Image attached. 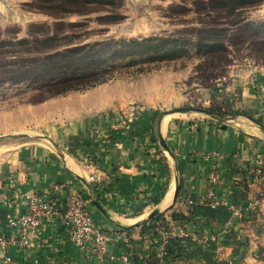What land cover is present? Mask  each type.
<instances>
[{"label":"crops","instance_id":"crops-1","mask_svg":"<svg viewBox=\"0 0 264 264\" xmlns=\"http://www.w3.org/2000/svg\"><path fill=\"white\" fill-rule=\"evenodd\" d=\"M250 81L238 76L226 89L245 111L229 118L140 106L123 115L129 101L110 84L11 111L0 135H22L0 141V264H122V254L131 264H264V98ZM212 172L218 183L210 182ZM97 175L99 183L91 179ZM78 191L112 236L105 254L79 249L63 223L61 209ZM31 192L53 199L59 212L26 245L9 220L27 212L24 194ZM254 199V211L232 215ZM157 210L163 219L148 227ZM178 227L208 242L180 237Z\"/></svg>","mask_w":264,"mask_h":264},{"label":"rangeland","instance_id":"rangeland-1","mask_svg":"<svg viewBox=\"0 0 264 264\" xmlns=\"http://www.w3.org/2000/svg\"><path fill=\"white\" fill-rule=\"evenodd\" d=\"M148 37H181L186 52L152 59L147 56L156 49L133 51L127 46ZM24 38L30 41L11 44ZM48 38L46 45L42 40ZM211 42L220 45L211 47ZM82 44L94 45L84 64L78 60L82 52L73 54L70 68L55 66L56 58L49 57ZM21 65L31 73L23 74ZM94 70L111 75L94 87L110 84L113 92L126 96L123 115L136 106L178 115L171 111L188 106L233 117L244 111L227 99L234 78L251 77L261 97L264 0H0V131L11 120V111L51 100L44 86L52 79ZM94 87L54 97H82Z\"/></svg>","mask_w":264,"mask_h":264},{"label":"built area","instance_id":"built-area-1","mask_svg":"<svg viewBox=\"0 0 264 264\" xmlns=\"http://www.w3.org/2000/svg\"><path fill=\"white\" fill-rule=\"evenodd\" d=\"M261 97L264 98V82H261L257 88ZM121 124H113V128L121 127ZM262 168L256 169V174L260 175ZM92 181L101 182L102 176H91ZM210 182L212 184L219 182V177L215 172L210 175ZM213 197V193L209 194ZM27 202V212L18 218H11L9 224L19 227L21 239L20 241L26 245L31 244L29 238L30 233L40 231L43 220L53 214L58 213L57 203L53 199L45 198L37 193L31 192L24 194ZM19 197V195H17ZM217 203V202H216ZM259 204L258 199L251 200L245 206L231 208L232 215L235 217H242L244 213L254 211ZM61 216L64 225L70 229L71 238L73 243L81 250L89 254H105L107 246L112 239L109 232L99 228L93 219L91 212L88 209V199L80 191L73 192L65 201L62 209ZM164 230V228L162 229ZM177 235L182 237H191L194 241L198 240L203 244L208 242L207 237L200 238L194 232L187 231L184 227L177 228ZM216 239L215 236L212 237ZM0 241L4 242V238L0 237ZM220 258L225 259L226 256L220 250L217 251ZM122 264H131V257L129 254H122L120 256ZM161 264V263H160Z\"/></svg>","mask_w":264,"mask_h":264},{"label":"trees","instance_id":"trees-1","mask_svg":"<svg viewBox=\"0 0 264 264\" xmlns=\"http://www.w3.org/2000/svg\"><path fill=\"white\" fill-rule=\"evenodd\" d=\"M71 2H76L77 0H69ZM48 39L42 40L44 44L47 45ZM30 41L29 38H24V39H16L11 41V44H24L28 43ZM205 42V41H204ZM185 43H183V38L178 37V38H172V37H148L144 38L141 40H132L130 44L127 46L131 48L133 51H140L144 50L145 48H149L151 50L156 49V52L154 54H149L147 57L152 58V59H171V58H176L180 57L183 55L184 52H186V48L184 46ZM220 44L217 42H211L210 46H219ZM93 44H82L80 46H74V48L67 47L65 51L63 52H56L54 54H51L49 57H54L56 58V62H53L55 66H63L66 68H70L72 64L70 63L71 60L73 59V54L75 53H80L82 52V57L78 58L80 63H86V57L89 56L91 48H93ZM98 61V60H97ZM96 61V62H97ZM23 68L22 73L23 74H28L31 73L32 69L29 68H24L23 65H21ZM99 70H94L91 73L88 71H81V72H76L73 74H67V76H63L60 78H54L49 82L47 85L44 87L51 92L49 97H54L59 94H65L69 91L72 90H80V89H86L90 87H94L98 84L104 83L108 81L111 78L110 74H105L106 71H100ZM108 73V72H107ZM47 97V98H49ZM44 98V99H47ZM42 99V100H44ZM159 115L163 114V111L158 112ZM214 117H224L225 114L220 111H214L211 110V114ZM163 213H158L153 220L149 221L147 226L151 227L153 225L154 220L158 219H163ZM173 218L175 220H180L181 222L184 219L183 214L179 213H174ZM167 227V225L165 226ZM237 260V259H236ZM235 260V261H236Z\"/></svg>","mask_w":264,"mask_h":264},{"label":"water","instance_id":"water-1","mask_svg":"<svg viewBox=\"0 0 264 264\" xmlns=\"http://www.w3.org/2000/svg\"><path fill=\"white\" fill-rule=\"evenodd\" d=\"M190 111L203 112V113H206V114H211V110L210 109L199 108V107H188V106H183V107L176 108V109L172 110L171 112H190ZM19 136H21V135L8 134V135H5V136H1L0 137V141L3 140V139L15 138V137H19ZM86 185L89 188V192H90V196H91L92 200L99 206V208H101V210L104 211L103 207L100 205V203L98 201V197L95 194V191L93 190V188L88 183H86ZM177 190H178V188H177ZM157 213H158V210L154 211L150 215L149 218H153Z\"/></svg>","mask_w":264,"mask_h":264}]
</instances>
